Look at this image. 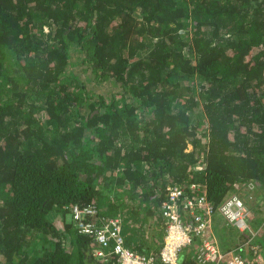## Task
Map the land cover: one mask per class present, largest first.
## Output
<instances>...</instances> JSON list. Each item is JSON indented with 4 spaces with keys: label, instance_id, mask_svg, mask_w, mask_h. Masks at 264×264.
I'll return each mask as SVG.
<instances>
[{
    "label": "trees",
    "instance_id": "obj_1",
    "mask_svg": "<svg viewBox=\"0 0 264 264\" xmlns=\"http://www.w3.org/2000/svg\"><path fill=\"white\" fill-rule=\"evenodd\" d=\"M190 182L220 248L264 262V0H0V264H101L78 221L102 215L157 250ZM233 193L254 235L216 210Z\"/></svg>",
    "mask_w": 264,
    "mask_h": 264
},
{
    "label": "built area",
    "instance_id": "obj_2",
    "mask_svg": "<svg viewBox=\"0 0 264 264\" xmlns=\"http://www.w3.org/2000/svg\"><path fill=\"white\" fill-rule=\"evenodd\" d=\"M201 188V184L194 182L186 186L173 184L167 187L166 198L159 207V215L164 219L165 233L156 253L139 254L132 248L125 247L120 235L119 217L98 216L99 224L96 221H78V226L81 232L93 235V254L103 260L111 259L116 264H157L156 260L162 264H177L180 251L187 248H193L192 257L197 264H264L259 255L247 261L236 251L222 250L218 242L210 236L214 208L206 194H193ZM182 207L185 209L184 213L181 211ZM216 210L239 230L251 231L247 221L248 210L237 195L224 198ZM74 211V217L77 218L79 210ZM85 211L96 217L95 207L88 206Z\"/></svg>",
    "mask_w": 264,
    "mask_h": 264
},
{
    "label": "rangeland",
    "instance_id": "obj_3",
    "mask_svg": "<svg viewBox=\"0 0 264 264\" xmlns=\"http://www.w3.org/2000/svg\"><path fill=\"white\" fill-rule=\"evenodd\" d=\"M83 74L85 75V74H87L88 76H91V77H93V75H90V71H87V72H83ZM95 82V80H90L89 81V84H88V86L89 87H91L92 85H93V83ZM94 89V88H93ZM95 92H97V93H106V92H108V93H110L111 92V90H110V84H108V83H102V84H100V87L99 86H96L95 87ZM114 90V89H113ZM116 90V89H115ZM105 100H106V98H104ZM187 149H190V145H188V148ZM122 191H123V189L121 188V187H118V189H117V197H119V199H123V196L122 195H120V193H122ZM234 194H237V193H234ZM238 194L240 195V196H242V195H244L245 194V191H244V189L243 188H239V190H238ZM112 196V195H111ZM110 196V198H111V200H113V201H115V196H112L111 197ZM253 200H254V198H253V196L252 195H248V203H253ZM103 201V200H102ZM105 204H106V201H103ZM103 203V205H105ZM264 209V208H263ZM262 214H264L263 212L261 213V215ZM57 216H55V218H56ZM119 218L120 217H122V216H118ZM52 218H53V216H52ZM57 219V218H56ZM252 220H256L255 222H252V224L253 225H255V226H257V224H258V220H259V216H257L255 219L252 217L251 218ZM149 221H150V223H151V221H152V218L150 217L149 218ZM132 223H136L135 221H133ZM58 226H60V223H59V221H58ZM136 226V225H135ZM137 227H139V226H137ZM139 228H141V227H139ZM141 230H143L142 228H141ZM156 231H157V229L156 228H154V229H152V228H150L149 229V234L148 233H145V236L147 237V236H150L152 233H154V234H156ZM144 233V231L142 232V234ZM144 236V237H145Z\"/></svg>",
    "mask_w": 264,
    "mask_h": 264
},
{
    "label": "clouds",
    "instance_id": "obj_4",
    "mask_svg": "<svg viewBox=\"0 0 264 264\" xmlns=\"http://www.w3.org/2000/svg\"><path fill=\"white\" fill-rule=\"evenodd\" d=\"M199 184H201V183H199ZM251 184V183H250ZM202 185V184H201ZM202 188H204V185H202ZM234 194V193H233ZM235 195H237L238 196V194H235ZM239 197V196H238ZM240 198V197H239ZM241 199V198H240ZM242 200V199H241ZM243 202V201H242ZM97 209V208H96ZM102 216H105V215H102ZM247 221H248V224H249V226L250 227H252L253 228V226H251V224H250V222H249V220H248V218H247ZM229 223V222H228ZM257 231H259L258 229H256ZM160 247V246H159ZM159 247H158V249H159ZM158 249L156 250V251H150V252H154V253H156V252H158ZM187 249H189V251H192L193 250V248H187ZM182 251V250H181ZM181 251H180V253H181ZM149 253V252H148ZM147 253V254H148ZM179 253V254H180ZM193 253H194V250H193ZM94 255V254H93ZM95 256V255H94ZM100 262H104V261H107V262H109V260H111V259H107V260H103L102 258H100V257H97V256H95ZM179 257V256H178ZM157 261V260H156ZM115 263V262H114ZM161 263V262H160ZM264 263V262H263ZM162 264V263H161ZM177 264H178V259H177Z\"/></svg>",
    "mask_w": 264,
    "mask_h": 264
},
{
    "label": "crops",
    "instance_id": "obj_5",
    "mask_svg": "<svg viewBox=\"0 0 264 264\" xmlns=\"http://www.w3.org/2000/svg\"><path fill=\"white\" fill-rule=\"evenodd\" d=\"M255 232V231H254ZM143 240H144V242H145V244L147 245V246H152L153 244H152V238H150V236H145V237H143ZM152 251H156V250H153L152 249ZM186 251H189V249H186ZM254 252H256V250H254L253 252H252V254H254ZM100 262V261H99ZM101 264H108V262L107 261H104V262H100Z\"/></svg>",
    "mask_w": 264,
    "mask_h": 264
}]
</instances>
